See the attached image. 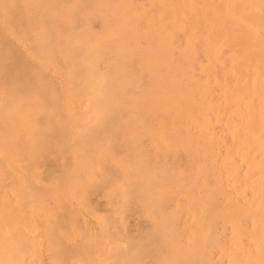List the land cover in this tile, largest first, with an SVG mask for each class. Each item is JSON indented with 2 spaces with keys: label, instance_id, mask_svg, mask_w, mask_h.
Wrapping results in <instances>:
<instances>
[{
  "label": "rangeland",
  "instance_id": "rangeland-1",
  "mask_svg": "<svg viewBox=\"0 0 264 264\" xmlns=\"http://www.w3.org/2000/svg\"><path fill=\"white\" fill-rule=\"evenodd\" d=\"M169 1L0 0V264H264V0H216L205 74Z\"/></svg>",
  "mask_w": 264,
  "mask_h": 264
},
{
  "label": "bare ground",
  "instance_id": "bare-ground-1",
  "mask_svg": "<svg viewBox=\"0 0 264 264\" xmlns=\"http://www.w3.org/2000/svg\"><path fill=\"white\" fill-rule=\"evenodd\" d=\"M87 1V0H86ZM89 1V0H88ZM129 1V0H128ZM131 1V0H130ZM106 2V1H105ZM121 2V1H120ZM123 2H124V0H123ZM125 2H127V1H125ZM172 4H171V3ZM110 3H112V2H110ZM114 3H117V2H114ZM130 3V2H129ZM161 3V2H160ZM169 3V5L171 4V6H172V10H171V6H169L168 4V6L170 7V10L172 11V14H174V15H172V14H170V15H172L173 16V19L176 21V22H174V20L172 21V23L175 25V26H173L172 25V23H171V26H170V23H169V25L167 24V28H169V27H171L170 29L172 30V28H174V29H180L183 25H185L184 27H182V28H184L183 30L182 29H180V33L181 34H183L182 32H188L189 31V29L188 28H190L189 27V25H193L195 22H197L196 23V25L195 26H193V28H192V26H191V28H190V30H192L191 32L189 31L188 32V34L190 35H188L187 33H185L184 35H186V36H182V37H184L185 39H186V41H185V39L184 38H180L181 40H179V39H176L178 42H174L173 44H174V46H173V44L172 45H170L171 47L173 46L174 47V49L172 50V54H170V55H168V58H169V61H170V59L172 58L173 59V57H175L177 54H179V53H181L180 55H185L186 57H185V59H184V56H182L183 58H180V60H178L179 58H177V60L179 61V62H182V61H184V60H186V59H191L192 58V60H190V61H193V62H191L192 63V65H193V63H197V61H195L196 60V54H199V56L198 57H200V55L202 56V59H199V61L201 60V62H199L200 63V68L202 69V74H205V73H208V71H207V69L205 70V66H207V65H214V67H215V69H216V65L218 66H220L223 62H224V64L226 63L225 62V60H226V58L225 59H221V56H219L220 54H219V47H218V43L217 42H213V37H212V35H214V34H216V35H218V32H219V25H218V14H217V11H216V9H217V1L216 0H178V1H175V0H173V1H169L168 2ZM108 4V3H107ZM149 4V3H148ZM109 5H111V4H109ZM109 5H106L105 4V6H108L109 7ZM113 5V4H112ZM118 5H120V4H118ZM122 5V4H121ZM120 5V6H121ZM124 5V4H123ZM135 5V4H134ZM145 6H146V3L144 4ZM17 6V5H16ZM125 6V5H124ZM133 6V5H132ZM139 6V5H138ZM141 6V5H140ZM144 6V7H145ZM156 6H157V4H156ZM164 6H166V5H164ZM18 7V6H17ZM115 6H113L112 8H114ZM155 7V6H154ZM168 7V8H169ZM75 8V7H74ZM118 8H121V7H118ZM126 8V7H125ZM131 8V7H130ZM17 9V8H16ZM72 9V8H71ZM107 9V8H106ZM134 9V8H133ZM160 9V8H159ZM73 10H75V9H73ZM108 10H109V8H108ZM116 10L117 11H119L120 9H117L116 8ZM141 10V9H140ZM162 10H165V8L163 9L162 8ZM161 10V11H162ZM170 10L168 9V11L170 12ZM121 11V10H120ZM141 11H143V10H141ZM70 12V11H69ZM71 13H72V11H71ZM122 13H124V12H122ZM130 13V12H129ZM135 13H136V11H135ZM158 13H160V12H158ZM157 13V14H158ZM164 13V12H163ZM171 13V12H170ZM181 13V14H180ZM113 14V13H112ZM133 14V13H132ZM143 14V13H142ZM155 14V13H154ZM157 14H156V16H157ZM165 14V13H164ZM179 14H180V17H179ZM137 15V14H136ZM160 15H162V14H160ZM170 15L168 16V18L170 17ZM175 15H177V16H175ZM72 16V15H71ZM121 16H123V15H120V17ZM131 16V15H130ZM140 16V15H139ZM143 16V15H142ZM147 16V15H146ZM149 16V15H148ZM155 16V15H154ZM171 16V17H172ZM176 18H178V20H180V22H177L178 20L177 19H175V17ZM126 17V16H125ZM161 17V16H160ZM164 16H162V18H163ZM183 19H182V18ZM212 18V20H210L211 18ZM214 17V18H213ZM130 18V17H129ZM137 18H138V16H137ZM137 18H134L133 19V21L135 22V19H137ZM147 18V17H146ZM166 18V17H165ZM167 18V19H168ZM180 18V19H179ZM194 18H196V21L192 24V21L191 20H193ZM155 19V18H154ZM158 18H156L155 20H157ZM167 19H165V22L167 21ZM191 19V20H190ZM126 20V19H125ZM181 20H183V21H181ZM191 21V23H190V21ZM195 20V19H194ZM214 20V21H213ZM121 21H123V20H121ZM121 21H119V22H121ZM132 21V20H131ZM130 21V22H131ZM138 21V20H137ZM161 21V20H160ZM160 21H158V23L160 22ZM169 21H170V19H169ZM188 21H189V23H188ZM118 21H117V23H119ZM125 22V21H124ZM124 22L122 23V24H124ZM129 22V23H130ZM142 22V21H141ZM168 22V21H167ZM181 22L182 23H184L183 25L181 24ZM185 22H186V24H185ZM114 23V22H113ZM127 23V22H126ZM133 23V22H132ZM175 23H179V25L181 24V26H177V24H175ZM188 23V24H187ZM121 23H119V24H117L116 26L118 27V25H120ZM131 24V23H130ZM163 24V26H165L164 25V23H162ZM203 24H204V26L206 25V27H203V30H201V27L203 26ZM113 25V24H112ZM132 25V24H131ZM131 25L129 26L130 28H133V27H131ZM134 25V24H133ZM152 25V24H151ZM154 25V24H153ZM157 25V24H156ZM160 25H161V23H160ZM207 25L209 26V28L207 27ZM22 26V25H21ZM114 26V25H113ZM139 27V26H138ZM145 27V26H144ZM144 27H143V29H144ZM154 27V26H153ZM166 27V26H165ZM186 27V28H185ZM23 28V27H22ZM136 28V27H135ZM135 28H134V30H135ZM156 28V27H155ZM166 28V29H167ZM207 29V31H205L204 33L207 35V36H205L204 34H203V31H204V29ZM137 29V28H136ZM162 29L164 30V28L162 27ZM166 29L164 30V33L163 34H165V35H167V33H170V32H167L166 31ZM173 29V30H174ZM185 29H187V30H185ZM125 30V29H124ZM146 29H144L143 31H145ZM151 30V29H150ZM162 30V31H163ZM172 30V31H173ZM177 30V31H178ZM202 32H201V31ZM136 31V30H135ZM137 31H138V29H137ZM136 31V32H137ZM140 31H142V30H140ZM139 31V32H140ZM142 31V32H143ZM154 31V30H153ZM158 31V30H157ZM172 31H171V33H172ZM175 31V30H174ZM182 31V32H181ZM126 32V31H125ZM149 32V31H148ZM151 32V31H150ZM154 32H156V31H154ZM166 32V33H165ZM179 32V31H178ZM130 33V32H129ZM170 33V34H171ZM192 34V36H191V34ZM198 33H200V36H205V38H203V39H199V34ZM203 35H202V34ZM124 34V33H123ZM155 34V33H154ZM160 34H162V32L160 33V31L158 32V35H160ZM170 34H168V35H170ZM181 34H179V35H181ZM126 35V34H125ZM130 35V34H129ZM151 35V34H150ZM165 35H164V37H165ZM172 35V34H171ZM188 35V36H187ZM196 35H198L197 36V38H196ZM136 36V35H135ZM146 36V35H145ZM172 36H174V34L172 35ZM175 36H176V33H175ZM123 37H124V35H123ZM132 37V36H131ZM130 37V38H131ZM147 37V36H146ZM154 37H155V35H154ZM179 36H177V38H178ZM213 39H212V38ZM133 38V37H132ZM149 38V37H148ZM147 38V39H148ZM176 38V37H175ZM196 38V39H195ZM125 39V38H124ZM126 39H127V36H126ZM134 39V38H133ZM150 39V38H149ZM156 39H158V38H156ZM159 39H161V37H159ZM128 40H130V39H128ZM132 40V39H131ZM183 40V41H182ZM198 40V41H197ZM200 40V41H199ZM202 40H203V42H202ZM127 41V40H126ZM147 41V40H146ZM151 40H149V42H150ZM170 41V40H169ZM180 41V42H179ZM193 41H195V43L193 42ZM197 41V42H196ZM204 41H206V42H204ZM131 42V41H130ZM129 42V43H130ZM140 42V41H139ZM167 42H168V40H167ZM172 42V41H171ZM183 42V43H182ZM186 42H187V45H189L188 47H190V45H191V43H192V45H191V47L192 48H194V49H192V48H185V45L183 46V48H181V46H180V44L181 45H183L184 43L186 44ZM198 42H199V44H201V43H207V44H205V45H207V47L206 48H204L205 50L203 51V53H200V50H201V52H202V49H200V47L202 48V45H204V44H202L201 46L198 44ZM116 43V42H115ZM114 43V44H115ZM151 43V42H150ZM150 43H148V44H150ZM156 43V42H155ZM159 43V41H157V46H159L160 44H158ZM161 43V42H160ZM122 44V43H121ZM124 44V43H123ZM122 44V45H123ZM127 44H128V42H127ZM167 44V43H166ZM178 45V46H176V45ZM197 44H198V46H200V47H196L197 46ZM129 45V44H128ZM138 45V44H137ZM143 45V44H142ZM152 45V44H151ZM163 45H165L164 43L161 45V46H163ZM187 45H186V47H187ZM195 45V46H194ZM117 45H115V47H116ZM119 46H120V44H119ZM139 46V45H138ZM140 46H141V44H140ZM153 46H154V44H153ZM166 47H167V45H165ZM169 46V45H168ZM125 46H123L122 47V50H123V48H124ZM172 47V48H173ZM178 47H180V48H178ZM205 47V46H204ZM128 47L126 46V49H127ZM140 48V47H139ZM142 48V47H141ZM159 48V47H158ZM163 48V50H165V49H167V50H169L168 52H170V47L168 48H165V47H162ZM165 48V49H164ZM185 48V49H184ZM196 48H198L199 50H197ZM143 49V48H142ZM142 49H140L141 51H142ZM146 49V48H145ZM151 49V48H150ZM157 49V48H156ZM160 49V48H159ZM158 49V50H159ZM180 49V50H179ZM183 49V50H182ZM186 49H188V50H190V49H192V50H194L195 51V49L199 52V53H197L196 52V54L195 55H193V52L192 51H189V53H187L188 51L186 50ZM114 50V49H113ZM147 50H148V48H147ZM161 50V49H160ZM127 51H128V49H127ZM157 51V50H156ZM162 51V50H161ZM180 51V52H179ZM182 51H186V52H183L182 53ZM123 52V51H122ZM166 52V51H165ZM190 52H192L191 54H190ZM124 53V52H123ZM130 53V52H129ZM147 53V52H146ZM153 53V52H152ZM158 53V52H157ZM160 53V52H159ZM164 53V52H163ZM185 53V54H184ZM144 53H142V55H143ZM150 54V53H149ZM161 54V53H160ZM160 54L158 55V57L160 56ZM167 54V53H166ZM1 55V54H0ZM7 55V54H6ZM126 55V54H125ZM124 55V56H125ZM130 55H132V53L130 54ZM139 55V54H138ZM141 55V54H140ZM139 55V56H140ZM157 55V54H156ZM163 55V54H162ZM187 55H193V56H189L188 58H187ZM4 56H5V54H4ZM4 56L2 55V56H0V73H1V70H2V67L4 66L3 64L4 63H2L4 60H2V58L4 59ZM127 56H128V54H127ZM132 56H134V54L132 55ZM146 56V55H145ZM145 56H141V57H144L145 58ZM170 56V57H169ZM6 57V56H5ZM130 57V56H129ZM161 57V56H160ZM125 58H127V57H125ZM165 58H166V56H165ZM176 58H174L175 60H176ZM220 58V59H219ZM121 59V58H120ZM155 59H157L156 57H155ZM159 59V58H158ZM171 59V63H173L174 65H175V63H174V61ZM228 59V58H227ZM230 59H231V57H230ZM118 60V59H117ZM189 60H187V61H189ZM7 61V60H6ZM133 61V60H132ZM137 61V60H136ZM173 61V62H172ZM178 61H176V62H178ZM221 61H223V62H221ZM227 61V60H226ZM119 62L120 63H122V60L120 61L119 60ZM124 62V61H123ZM140 62V61H139ZM221 62V63H220ZM230 62H231V64H232V61L230 60ZM119 63V64H120ZM147 63V62H146ZM163 63V62H162ZM169 63V62H168ZM167 62L165 63V64H168ZM184 63V62H183ZM186 63V62H185ZM190 63V62H189ZM206 63V64H205ZM218 63H220V64H218ZM164 64V63H163ZM163 64H161L160 66H163ZM170 64V63H169ZM205 64V65H204ZM223 64V68H224V66L226 67V66H228V65H231L230 63L229 64H227V65H224ZM117 65H118V63H117ZM157 65H159V64H157ZM176 65H178V64H176ZM183 65V64H182ZM182 65H181V68H183L182 67ZM191 64H189V66H190ZM199 65V64H198ZM203 65V66H202ZM116 66V65H115ZM119 66V65H118ZM166 66V65H165ZM171 66H172V64H171ZM185 66V65H184ZM188 66V65H187ZM194 66V65H193ZM166 67H168V65L166 66ZM170 67V66H169ZM173 67V66H172ZM160 68V67H159ZM174 68V67H173ZM177 68H180V67H177ZM185 68V67H184ZM199 68V69H200ZM116 69V68H115ZM165 69V68H164ZM167 69V68H166ZM169 69V68H168ZM167 69V70H168ZM170 69H171V67H170ZM169 69V70H170ZM188 69V68H187ZM200 69V70H201ZM211 69V68H210ZM95 70V69H94ZM162 70V69H161ZM172 70V69H171ZM178 70V69H177ZM193 70V69H192ZM75 71V70H74ZM173 71H174V69H173ZM211 71H213V68L211 69ZM4 72V71H3ZM77 72V71H76ZM80 72H81V70H80ZM80 72H79V74H80ZM91 72V71H90ZM120 72V71H119ZM129 72V71H128ZM176 72H178V71H176ZM217 72V71H216ZM215 72V78H212L211 77V75H210V73H209V77H211L212 79H216L217 80V78H218V76H216L217 75V73ZM226 72H227V70H226ZM225 71H224V73L227 75V73H226ZM163 73V72H162ZM179 73V72H178ZM177 73V74H178ZM118 74V73H117ZM186 74V73H185ZM187 74H189V73H187ZM192 74H194V72L192 73ZM196 74H197V72H196ZM201 74V73H200ZM224 74V75H225ZM232 74V73H231ZM112 75H114V74H112ZM154 75V74H153ZM164 75V74H163ZM171 75V74H170ZM176 75V74H175ZM195 75V74H194ZM199 75V74H198ZM213 75V74H212ZM229 75H230V73H229ZM12 76V75H11ZM120 76H123L122 75V73L120 74ZM157 76V75H156ZM156 76H155V78H156ZM165 76V75H164ZM177 76H180V78H181V75H177ZM196 76V75H195ZM214 76V75H213ZM228 76V75H227ZM232 76V75H231ZM1 77V76H0ZM13 77V76H12ZM111 77H113V76H111ZM116 77H118L119 78V76H117L116 75ZM125 77V76H124ZM154 77V76H153ZM166 77V76H165ZM172 77V76H171ZM200 77V76H199ZM198 77V78H199ZM201 77H204L203 75L201 76ZM234 77V76H233ZM122 79H124L123 77H121ZM121 78H120V80H121ZM126 78V77H125ZM173 78V77H172ZM176 79L178 78V77H175ZM196 78V77H195ZM206 78V77H205ZM210 78V79H211ZM224 78V77H223ZM14 79V78H13ZM185 79V78H184ZM188 79H189V77H188ZM200 79V78H199ZM210 79H209V81H210ZM211 79V80H212ZM226 79V78H225ZM111 80L112 81H114L112 78H111ZM119 79H118V81H120ZM159 80V79H158ZM166 80V79H165ZM206 80L208 81V77L206 78ZM206 80H204V82L206 81ZM160 81V80H159ZM181 81V80H180ZM187 81V80H186ZM195 81H197V80H195ZM203 81V80H202ZM202 81H200V82H202ZM206 81V82H207ZM212 81H214V80H212ZM212 81H210V83H212ZM227 81V80H226ZM165 82V81H164ZM172 82V81H171ZM175 82V81H174ZM174 82H172V83H174ZM178 82V81H177ZM188 83L190 82V81H187ZM199 82V81H198ZM199 82V83H200ZM204 82L202 83L203 85H206L207 83H205L204 84ZM215 82V81H214ZM217 82H219V81H217ZM170 83V82H169ZM196 83V82H195ZM216 83V82H215ZM221 83V82H220ZM219 83V84H220ZM227 83V82H226ZM130 84H131V82H130ZM171 85V84H170ZM191 85V84H190ZM216 85H218V84H216ZM226 85V84H225ZM131 86H132V84H131ZM199 86H201V85H199ZM207 86H209V84L207 85ZM221 87H222V83H221V85H220ZM206 87V86H205ZM219 87V86H218ZM169 88V87H168ZM187 88H188V86H187ZM190 88V87H189ZM204 88V87H203ZM213 88V87H212ZM212 88H210V89H212ZM215 88H217V86L215 87ZM225 88L227 89V87H224V88H222V90H221V88L219 87L218 89H220L221 90V92H219V93H221V94H224V91H225ZM191 89H192V87H191ZM188 90V89H187ZM192 90H194V89H192ZM201 90V89H200ZM201 91H203V89L201 90ZM210 90L208 89V91L207 92H209ZM214 91V90H213ZM217 91V90H216ZM215 91V92H216ZM171 92V91H170ZM176 92V91H175ZM199 92V91H198ZM206 92V91H205ZM214 92V93H215ZM225 92H227V95H228V90L227 91H225ZM204 93V92H203ZM229 93H230V90H229ZM166 94V93H165ZM164 94V95H165ZM167 95V94H166ZM200 95V94H199ZM169 96V95H168ZM229 96V95H228ZM224 97H227V96H224ZM230 97V98H229ZM229 97H227V98H229V100H231V98H232V96H229ZM172 98V97H171ZM194 98V97H193ZM204 99V98H203ZM233 99V98H232ZM190 100H191V98H190ZM208 100V99H207ZM220 99L218 98V101H219ZM198 101V100H197ZM210 101V103H211V101L212 100H209ZM215 101V100H214ZM213 101V102H214ZM217 101V102H218ZM221 101V100H220ZM223 101H225V100H223ZM191 102V101H190ZM193 102V101H192ZM195 102H196V100H195ZM201 102V101H200ZM216 102V103H217ZM224 103V102H223ZM226 103H228V105H230L229 104V101L227 102L226 101ZM175 104H176V102H175ZM178 104V103H177ZM183 104H185V103H183ZM200 104V103H199ZM198 103H197V107H198V105H199ZM213 104V103H212ZM15 105V104H14ZM179 105H181V104H179ZM186 105V104H185ZM221 105V104H220ZM219 105V106H220ZM228 105H226L225 104V107L227 106V107H232V105H234V104H232V105H230V106H228ZM188 106V105H187ZM186 106V107H187ZM190 106H192V105H190ZM190 106H189V108H190ZM195 106V105H194ZM201 106V105H200ZM202 106H204V103H203V105ZM218 106V105H217ZM224 106V105H223ZM193 107V106H192ZM207 107V106H206ZM194 108H196V107H194ZM193 108V109H194ZM199 108V107H198ZM210 108H212V106L210 107ZM209 107H208V109H210ZM219 108H221V107H219ZM165 109H167V107L165 108ZM171 109V108H170ZM185 109V107L183 106V110ZM192 109V110H193ZM197 109V108H196ZM207 109V108H206ZM213 109V108H212ZM231 109H234V108H231ZM13 110V109H12ZM168 110V109H167ZM172 110V109H171ZM170 110V111H171ZM191 110V109H190ZM192 110H191V112H192ZM199 110V109H198ZM203 110V109H202ZM204 110H205V108H204ZM187 111V110H186ZM208 111V110H207ZM220 111V110H219ZM171 112H174L173 110L171 111ZM184 112V111H183ZM189 113H190V111H188ZM200 112V111H199ZM205 113H206V111H204ZM180 113V112H179ZM185 113V112H184ZM202 113H203V111H202ZM215 113V112H214ZM213 113V114H214ZM219 113V112H218ZM222 113V112H221ZM235 113V112H234ZM209 114V113H208ZM212 114V115H213ZM204 115H206V114H204ZM234 115V114H233ZM235 115H236V113H235ZM234 115V116H235ZM199 116V115H198ZM210 116V115H209ZM215 116V115H214ZM205 117V116H204ZM218 117V116H217ZM221 117H223V116H221ZM240 117V116H239ZM194 118V117H193ZM209 118V117H208ZM233 118V117H232ZM238 118V117H237ZM199 119V118H198ZM206 119H207V117H206ZM222 119V118H221ZM220 119V120H221ZM197 120V119H196ZM243 120V119H242ZM210 121V120H209ZM192 122V121H191ZM195 122V121H194ZM204 122V121H203ZM222 122H224V121H222ZM236 122H238V121H236ZM206 123V122H205ZM210 123V122H209ZM228 123H230V122H228ZM242 123V122H241ZM237 124V123H236ZM235 124V125H236ZM239 124V123H238ZM225 130V129H224ZM232 132V131H231ZM231 135V134H230ZM228 136V135H227ZM234 136V135H233ZM229 137V136H228ZM235 138V137H234ZM234 138H233V140H234ZM239 141V140H238ZM224 142V141H223ZM236 142V141H235ZM234 143V142H233ZM228 144V143H227ZM235 145V144H234ZM242 145V144H241ZM240 145V146H241ZM229 151H230V149H229ZM227 153V152H226ZM237 155V154H236ZM227 156V155H226ZM226 156H224V157H226ZM229 156H230V153H229ZM226 158H228V156L226 157ZM218 159V158H217ZM217 159H216V161H217ZM227 160V159H226ZM232 159H230V161H231ZM233 161V160H232ZM227 162L229 163V161L227 160ZM235 162H236V160H235ZM227 163V164H228ZM232 163V162H231ZM233 165V164H232ZM225 167L228 169L229 167H227L226 165H225ZM234 167H235V165H234ZM233 168V167H232ZM219 170H220V168H219ZM231 170V169H230ZM235 170V169H234ZM226 171H228V170H226ZM231 173V172H230ZM228 176H230V175H228ZM253 194V193H252ZM257 202V201H256ZM249 203V202H248ZM240 207V206H239ZM241 207H243V206H241ZM247 207V206H246ZM245 206H244V208H246ZM250 208V207H249ZM259 208V207H258ZM251 209H252V207H251ZM259 210V209H258ZM261 212V211H260ZM253 214V213H252ZM256 215V214H255ZM261 216L262 215H264V214H260ZM250 217V216H249ZM260 218V217H259ZM262 218H263V216H262ZM242 220V219H241ZM260 220H262V219H260ZM238 225V224H237ZM264 226H262V228H263ZM243 229H244V227H243ZM246 229V228H245ZM256 229H258V228H256ZM259 229H260V226H259ZM237 230V229H236ZM263 230H264V228H263ZM243 232H244V230H242ZM248 231V230H247ZM253 231H255V230H253ZM252 231V232H253ZM257 231V230H256ZM260 231V230H259ZM249 233V232H248ZM238 234V233H237ZM246 235H247V233H245ZM250 234V233H249ZM253 235H254V232L252 233ZM264 234V233H263ZM227 235H229V234H227ZM251 235V234H250ZM252 235V236H253ZM255 236L256 237H258L256 234H255ZM251 237V236H250ZM264 238V237H263ZM260 239H262V237L260 238ZM233 240V239H232ZM237 241V240H236ZM238 241H239V239H238ZM246 241V240H245ZM234 242V241H233ZM249 243V242H248ZM263 243V242H262ZM264 244V243H263ZM243 246H244V244H243ZM236 247H238V246H236ZM247 248V247H246ZM246 248H245V250H246ZM244 249V248H243ZM260 251H262L263 252V250H260ZM259 251V252H260ZM230 252H232V251H230ZM252 252V251H251ZM250 252V253H251ZM254 252V251H253ZM258 252V251H257ZM262 254H264V252L262 253ZM250 255H252V254H250ZM249 255V256H250ZM253 255H255V254H253ZM258 255V254H257ZM260 255H261V253H260ZM236 256H237V254H236ZM248 256V255H247ZM256 256V255H255ZM254 256V257H255ZM263 256V255H262ZM242 257H243V255H242ZM244 258V257H243ZM249 258H251V257H249ZM257 258V257H256ZM255 258V259H256ZM259 258H261V256H259ZM239 259V258H238ZM221 260H223V259H221ZM258 261V260H257ZM227 262V261H226ZM239 262V261H238ZM240 262H241V259H240ZM239 262V263H240ZM245 262V261H244ZM248 262V261H247ZM262 262H264V261H262ZM222 263H223V261H222ZM233 264V263H232ZM243 264H245V263H243ZM250 264V263H249Z\"/></svg>",
  "mask_w": 264,
  "mask_h": 264
}]
</instances>
